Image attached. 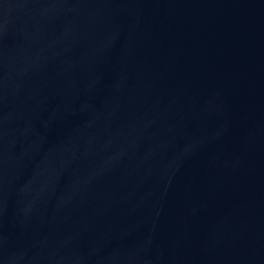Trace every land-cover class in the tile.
I'll return each instance as SVG.
<instances>
[{"label":"water","instance_id":"1","mask_svg":"<svg viewBox=\"0 0 264 264\" xmlns=\"http://www.w3.org/2000/svg\"><path fill=\"white\" fill-rule=\"evenodd\" d=\"M0 264H264V0H0Z\"/></svg>","mask_w":264,"mask_h":264}]
</instances>
